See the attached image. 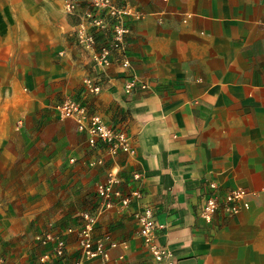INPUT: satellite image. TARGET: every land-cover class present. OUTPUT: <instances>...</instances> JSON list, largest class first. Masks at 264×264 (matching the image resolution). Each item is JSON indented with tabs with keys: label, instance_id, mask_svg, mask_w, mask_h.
<instances>
[{
	"label": "crops",
	"instance_id": "1",
	"mask_svg": "<svg viewBox=\"0 0 264 264\" xmlns=\"http://www.w3.org/2000/svg\"><path fill=\"white\" fill-rule=\"evenodd\" d=\"M115 2L140 13L128 20L130 66L115 56L93 95L82 90L89 53L71 34L64 0H0V73L27 74L25 112L0 131V259L42 264L53 243L38 237L50 232L65 240V255L44 264H77L76 237L65 229L95 211L108 169L122 192L135 188L128 167L140 174L142 197L99 216L93 235L117 245L107 259L80 264H165L139 234L145 208L173 264H264V0ZM129 77L146 88L125 93ZM66 97L126 131L134 153L88 166L101 152L54 111ZM209 183L219 195L253 194L238 213L206 221L199 208Z\"/></svg>",
	"mask_w": 264,
	"mask_h": 264
},
{
	"label": "built area",
	"instance_id": "2",
	"mask_svg": "<svg viewBox=\"0 0 264 264\" xmlns=\"http://www.w3.org/2000/svg\"><path fill=\"white\" fill-rule=\"evenodd\" d=\"M64 10L76 19L71 31L73 38L83 50L89 53L91 73L83 79V90L97 95L103 84L100 71L111 66L115 56L120 58L118 62L122 68L130 66L126 56V42L131 32L128 20L131 17L139 18L140 13L130 5L117 4L115 0H64ZM135 88H146V85L138 82L134 77L126 79L125 93H131ZM53 109L59 117L72 119L77 130L84 133L87 145L101 152L100 156L87 161L88 166L103 165L107 157H114L119 152L128 155L134 153L132 139L126 131L106 123L97 111L91 110L84 102L73 97H66L55 104ZM126 168L137 186L128 193L122 192L119 189L118 171L108 169L105 180L96 186L98 204L95 211L82 212L79 215V224L65 229V233H72L76 237L79 254L77 264L94 258L107 259L108 250L115 247L117 243L108 236L93 235L99 216L117 206L126 207L133 199L139 200L142 197L139 172ZM252 194L243 188H235L219 195L216 184L209 183L208 192L204 195L199 208V215L206 221H210L218 210L229 216L234 215L248 206L246 199ZM137 222L139 234L153 259L157 262L173 264L170 250L154 242L158 225L153 219L152 211L145 208L137 215ZM38 240L42 243H53L51 251L39 257L40 263L44 264L52 257L60 259L65 255L66 245L61 235L48 232L39 236ZM0 264H3L2 259Z\"/></svg>",
	"mask_w": 264,
	"mask_h": 264
},
{
	"label": "rangeland",
	"instance_id": "3",
	"mask_svg": "<svg viewBox=\"0 0 264 264\" xmlns=\"http://www.w3.org/2000/svg\"><path fill=\"white\" fill-rule=\"evenodd\" d=\"M74 22H76V19ZM27 74H1L0 73V131L11 122L14 124V120L17 121L20 114L24 113L19 102L22 101L23 97L26 98V89H23L24 82L26 80ZM15 84V89L13 88ZM82 81V90H83ZM30 104L28 102L27 109H30ZM9 120V122H8Z\"/></svg>",
	"mask_w": 264,
	"mask_h": 264
}]
</instances>
